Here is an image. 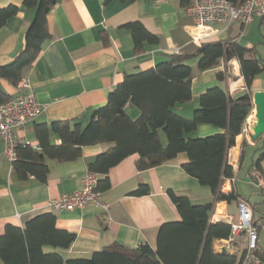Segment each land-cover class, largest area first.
<instances>
[{"label": "crops", "instance_id": "1", "mask_svg": "<svg viewBox=\"0 0 264 264\" xmlns=\"http://www.w3.org/2000/svg\"><path fill=\"white\" fill-rule=\"evenodd\" d=\"M23 0H0V7L14 4L19 7L15 15L0 26V65L10 62L24 46L25 31L33 17V11L22 7ZM51 37L47 39L35 59L25 68L22 77L32 83L36 100L42 105L41 113L33 120L14 129L19 143L38 145L34 133L36 123L49 125L54 120H74L83 126L94 109L106 103L108 92L126 74L146 70L169 58L174 47L186 51L192 47L190 26L192 18L181 5V0H58L46 14ZM258 29L263 27L260 17H255ZM130 21H140L151 33L158 36L155 43L143 42V49L135 51L130 30L125 26ZM248 23H234L229 30L222 31L219 38H234L242 45L253 47L250 55L257 54L254 44L249 45L240 36ZM221 28L219 25H215ZM246 32V31H245ZM264 37V35H263ZM218 39V38H215ZM192 43V44H191ZM197 55L187 57L184 62L195 70ZM224 70V72H223ZM223 72V79L217 77ZM191 79L192 97L175 106L176 113L190 118L198 107L200 95L210 86L218 85L231 98L264 90V77L258 74L250 89L244 83L236 59L221 61L217 66L202 72H193ZM18 84V83H17ZM17 84L0 79L1 88L10 96L17 93ZM252 103V100H251ZM254 110V105L252 103ZM126 111L132 118L139 114L133 105ZM73 122V121H72ZM222 129L210 123H201L189 133L190 136H206ZM238 134L235 143L227 151V163H234V180L225 177L221 190L228 192L232 187L239 197L232 201H214L210 188L198 182L182 167L187 160L185 153H178L160 165L139 170L137 154L121 159L108 171L109 187L100 192L101 201L108 205L87 204L73 209H52L48 201L80 188L81 178L88 171L87 162L109 144L84 145L81 155L70 161L46 158L49 173L45 182L33 175L17 178L12 171V162L1 156L3 142L0 138V235L5 225L12 223L23 226L29 218L44 212L55 215V226L71 231L75 238L66 249L45 247V251H57L65 260L71 257H88L114 242L135 247L141 242L155 247L158 227L167 221L179 220L180 214L171 201L169 191L186 195L193 203L214 201L210 221L235 219L238 201H245L252 209L254 219H262L264 212H255L251 201L264 202V159L261 161L262 178L250 182L252 162L259 154L256 140ZM161 141H166L160 132ZM54 143H59L53 137ZM251 171V173H250ZM243 174L237 180L236 175ZM141 184L148 192L134 195L132 191ZM264 211V209H261ZM258 248L264 251L263 241ZM243 234L237 241L228 238L214 239L213 245L220 250L223 245L231 248L225 252L241 255L246 246ZM0 264H3L0 259ZM244 264V263H241Z\"/></svg>", "mask_w": 264, "mask_h": 264}, {"label": "trees", "instance_id": "2", "mask_svg": "<svg viewBox=\"0 0 264 264\" xmlns=\"http://www.w3.org/2000/svg\"><path fill=\"white\" fill-rule=\"evenodd\" d=\"M58 0H23L22 7L33 11V17L25 31L24 46L13 59L0 65V79L16 85L25 68L37 58L43 43L51 37L46 14ZM134 1V0H124ZM237 3L240 0H229ZM188 0H181L186 6ZM19 7L9 4L0 7V26L17 13ZM130 30L135 51L143 49V42H158L157 35L148 31L140 21L125 24ZM192 44V43H191ZM253 52V47L236 39L218 38L192 44L189 50L170 53L169 58L154 67L126 74L108 92L106 103L94 109L90 119L82 126L78 121L54 120L49 125L36 123L34 133L38 145L18 143L12 171L19 179L33 175L45 182L49 173L46 158L70 161L81 155L84 145L96 143L110 146L88 160V171L99 174L97 190L109 187L108 171L121 159L137 154L139 170L154 167L185 153L187 160L183 169L210 188L214 201H232L239 197L232 187L221 190L225 177L233 172L227 163V151L234 145L245 118L253 106L249 94L231 98L218 85L208 87L199 97L198 107L192 117L175 112L177 104L191 99L193 72H202L217 66L221 61L236 59L244 83L250 89L253 79L263 69V59ZM197 55L195 70L184 60ZM224 72V70H223ZM223 72L217 77L223 79ZM10 96L0 86V102ZM133 105L139 114L132 118L126 111ZM210 123L222 129L206 136H190L198 124ZM160 132L166 141H161ZM57 137L59 143L53 142ZM255 143L259 154L252 162L262 178L261 161L264 159V135ZM254 181H258L252 176ZM148 192L141 184L132 191L134 195ZM171 201L180 214V219L162 223L156 232L155 247L141 242L135 247L114 242L88 257L63 259L57 251H45V247L68 248L75 238L71 231L55 226L51 212L37 214L26 220L23 226L7 223L0 235V259L3 264H241L243 254L222 252L214 247L213 240L228 238L230 224L224 221L211 222L214 201L193 203L186 195L169 191ZM262 260L264 251L256 250Z\"/></svg>", "mask_w": 264, "mask_h": 264}, {"label": "built area", "instance_id": "3", "mask_svg": "<svg viewBox=\"0 0 264 264\" xmlns=\"http://www.w3.org/2000/svg\"><path fill=\"white\" fill-rule=\"evenodd\" d=\"M186 12L192 18L190 26L191 42L200 45L203 41L219 38L222 31L229 30L234 24L245 25L260 17L264 25V0H240L232 3L229 0H188L185 6ZM221 26L222 29L215 27ZM170 53H179L178 47L171 48ZM16 95L0 102V138L3 142L1 156L13 161L16 157L15 147L19 143L14 129L22 126L27 121L36 118L43 107L36 100L33 86L28 77H22L17 84ZM255 122L254 110L245 118L240 134L248 135L252 132V125ZM233 171L234 163H230ZM232 171V172H233ZM252 176L261 180L259 174L252 169ZM99 174L87 171L81 178L79 189L62 194L55 199L48 201L52 209H73L87 204L101 205L107 209L108 205L101 201L100 191L97 190ZM234 180V175L230 177ZM238 213L235 219H227L230 224L229 242L237 241L246 236L247 242L241 254L244 264H261L257 254L258 231L264 225L262 219H254L251 207L243 200L237 203ZM231 248L223 245L222 249Z\"/></svg>", "mask_w": 264, "mask_h": 264}, {"label": "rangeland", "instance_id": "4", "mask_svg": "<svg viewBox=\"0 0 264 264\" xmlns=\"http://www.w3.org/2000/svg\"><path fill=\"white\" fill-rule=\"evenodd\" d=\"M248 24L249 25H248L247 28L244 27L246 32L245 31H243V32L241 31L242 35L240 37L241 38L243 37V40L246 41V43H248L249 45H252V44L255 45V47L257 49V52H258L257 55H259L263 59V66H264V37H263V35H264V25H263V27L261 29L260 28L258 29L257 20H254L253 23L250 22ZM260 76L262 78L264 77V69L261 72ZM127 113L130 115L129 112H127ZM163 143H165V141H163ZM250 173H251V171H250ZM236 177H237V180L239 181V179L243 177V174L242 173L240 175L238 174V176L236 175ZM247 178H248V180L250 182H252V180H253L252 177L250 178V176H249ZM261 203H262V201L259 202L258 204L254 203L253 200L251 201V204L253 205L256 213L258 211L264 212V211L261 210V209H264V202H263V206L259 205ZM259 240L263 241L262 245L264 247V225L262 226V230L259 232ZM261 264H264V260H262Z\"/></svg>", "mask_w": 264, "mask_h": 264}, {"label": "water", "instance_id": "5", "mask_svg": "<svg viewBox=\"0 0 264 264\" xmlns=\"http://www.w3.org/2000/svg\"><path fill=\"white\" fill-rule=\"evenodd\" d=\"M251 100L254 105L255 122L250 136L252 140H257L264 135V90H254L251 93ZM221 251L225 252V249Z\"/></svg>", "mask_w": 264, "mask_h": 264}]
</instances>
